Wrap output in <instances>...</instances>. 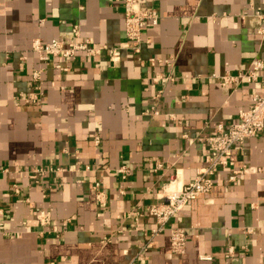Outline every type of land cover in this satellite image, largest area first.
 Segmentation results:
<instances>
[{"label": "crops", "instance_id": "crops-1", "mask_svg": "<svg viewBox=\"0 0 264 264\" xmlns=\"http://www.w3.org/2000/svg\"><path fill=\"white\" fill-rule=\"evenodd\" d=\"M141 1L160 12L146 27L151 41L112 63L106 48L42 60L32 43L71 37L76 25L92 45L124 42V0H0V264H129L141 251L147 264H264V129L234 145V163L164 229L153 232L160 224L150 212L165 189L208 165L217 125L236 122L264 92L263 79L221 82L264 61L255 13L264 0ZM72 164L77 171L40 183L29 175ZM172 226L187 231L183 254L171 250Z\"/></svg>", "mask_w": 264, "mask_h": 264}, {"label": "built area", "instance_id": "built-area-1", "mask_svg": "<svg viewBox=\"0 0 264 264\" xmlns=\"http://www.w3.org/2000/svg\"><path fill=\"white\" fill-rule=\"evenodd\" d=\"M124 10L126 14L125 28H126V41L120 42L117 45L104 46V45H92L89 38L79 39L81 37V30L79 25L75 26V33L71 37L67 38H54L51 40H45L42 37L35 38L32 43V49L39 53L42 60H50L57 56H63L67 59L75 58V56L83 52L88 57H94V55L101 54L103 49L106 48L110 61L116 62L121 58L122 50L124 48H133L139 50L140 45L143 42L151 41V36H147V26L149 24L156 25L160 20L159 10L153 6H144L141 0H124ZM256 15L261 19L260 33H264V8H256ZM151 63L155 64L156 57L150 58ZM56 67L61 69H69L67 66H62L60 63L56 64ZM264 61L262 59H254L247 68V70L237 75L225 74L221 76V82L223 84L230 82H238L247 80L250 82L264 80ZM42 74V69H36L32 72V76L35 80H39ZM161 81H167L169 77L158 76L157 79ZM157 95L155 96V98ZM33 98L39 101L40 96L34 95ZM252 104L248 108L240 109L238 112V120L231 123L229 126H225L220 122L215 131L207 137V144L209 147V153L207 157L208 165L204 167L198 176L179 188H172L170 190H164L162 195L163 201L155 203L150 212L157 216L160 226L155 227L153 232H158L164 229V225L172 218L173 215L185 206L191 199H195L200 193H207L214 185V173L222 166L234 163L230 158L232 148L236 144H244L245 141L251 136L256 135L258 132L264 129V92H256L252 96ZM152 111L155 114H159L160 111L157 107V103L152 104ZM80 162H78L79 164ZM78 164H72L69 167H46L38 166L29 170V175L37 183L41 182V178L47 173L55 171H77ZM159 166L162 164L159 163ZM129 168L125 165L119 168V171L126 172ZM235 178V175L232 176ZM15 189L19 191L17 184ZM95 189L97 190V198L102 199V191L100 190L101 181L95 183ZM46 193H44V196ZM36 217L41 224H51L50 212L45 208H37ZM54 230L59 232L57 226ZM171 232V250L177 253H185L187 250V231L181 226H172ZM232 250V248H231ZM202 258L209 259V256H202ZM129 264H147L146 251H141L140 255L135 261Z\"/></svg>", "mask_w": 264, "mask_h": 264}]
</instances>
